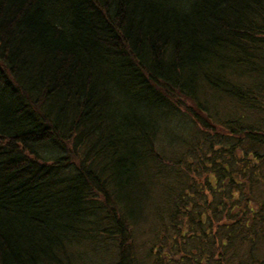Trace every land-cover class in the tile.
<instances>
[{
    "label": "trees",
    "instance_id": "trees-1",
    "mask_svg": "<svg viewBox=\"0 0 264 264\" xmlns=\"http://www.w3.org/2000/svg\"><path fill=\"white\" fill-rule=\"evenodd\" d=\"M263 240L264 0H0V264Z\"/></svg>",
    "mask_w": 264,
    "mask_h": 264
},
{
    "label": "rangeland",
    "instance_id": "rangeland-1",
    "mask_svg": "<svg viewBox=\"0 0 264 264\" xmlns=\"http://www.w3.org/2000/svg\"><path fill=\"white\" fill-rule=\"evenodd\" d=\"M183 149L184 148L182 145H178L177 146V153L178 154L181 153L183 151ZM148 237H152V236L149 235ZM142 238L145 239L146 235H144ZM146 239H148V238H146ZM210 240L211 239H209V241ZM115 247L116 246L112 242H110L107 245L103 246L102 249L99 248L97 253H95L96 252L95 250H87L88 252L92 253V255L90 257H88V260H87L88 263L89 264H116V262H117V251H116ZM208 250L210 252L211 248ZM194 253H196V251H194ZM242 254H244L242 258L246 259L247 258V250L245 249V251H243ZM208 256H209V254H208ZM257 258H258V260L254 264H264V240L259 243ZM99 259H100L101 263L99 262ZM213 264H215V263H213ZM233 264H238V259H236Z\"/></svg>",
    "mask_w": 264,
    "mask_h": 264
}]
</instances>
